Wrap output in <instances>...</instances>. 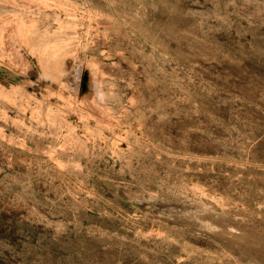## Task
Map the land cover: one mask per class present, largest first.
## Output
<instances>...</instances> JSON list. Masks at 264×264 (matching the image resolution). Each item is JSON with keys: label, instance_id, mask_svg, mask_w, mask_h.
Masks as SVG:
<instances>
[{"label": "rangeland", "instance_id": "obj_1", "mask_svg": "<svg viewBox=\"0 0 264 264\" xmlns=\"http://www.w3.org/2000/svg\"><path fill=\"white\" fill-rule=\"evenodd\" d=\"M0 264H264V0H0Z\"/></svg>", "mask_w": 264, "mask_h": 264}, {"label": "bare ground", "instance_id": "obj_2", "mask_svg": "<svg viewBox=\"0 0 264 264\" xmlns=\"http://www.w3.org/2000/svg\"><path fill=\"white\" fill-rule=\"evenodd\" d=\"M256 64H258V63H256ZM255 65V64H254ZM257 69V68H256ZM216 84H217V82H216ZM105 94V93H104ZM111 96H112V94H111ZM221 96V95H220ZM247 99V98H246ZM248 100V99H247ZM230 101V100H229ZM233 103V102H232ZM246 104V103H245ZM215 111V110H214ZM256 111V110H255ZM224 112H225V110H224ZM228 112V111H227ZM229 114V113H228ZM225 115V114H224ZM230 115V114H229ZM256 116V115H255ZM229 121V120H228ZM236 122V121H235ZM230 124V123H229ZM238 125V124H237ZM241 127V126H240ZM239 127V128H240ZM243 128V127H242ZM255 131V130H254ZM229 132V131H228ZM259 132V131H258ZM223 135V134H222ZM246 141V140H245ZM245 143V142H244ZM194 146V145H193ZM127 151V150H126ZM213 152H216V151H213ZM221 153V152H220ZM147 154V153H146ZM128 157V156H127ZM217 157V156H216ZM114 161V160H113ZM126 162H128V161H126ZM190 163V162H189ZM138 164V163H137ZM212 169V168H211ZM253 177V176H252ZM187 193V192H186ZM203 195V194H202ZM220 199V198H219ZM226 200V199H225ZM161 201V200H160ZM217 205L219 206V204L217 203ZM233 207V206H232ZM222 211H223V209H222ZM208 212V211H207ZM224 213V212H223ZM244 220V219H243ZM240 224V223H239ZM226 225V224H225ZM228 226V225H227ZM251 226V225H250ZM241 227V226H240ZM259 229V228H258ZM231 230V229H230ZM262 230V229H261ZM185 231V230H184ZM194 231V230H193ZM232 231V230H231ZM141 232V231H140ZM250 233V232H249ZM137 234H138V232H137ZM146 234V233H145ZM160 234V233H159ZM252 234V233H251ZM261 234V233H260ZM259 234V235H260ZM148 235V234H147ZM252 236V235H251ZM138 237V236H137ZM257 238V237H256ZM247 243V242H246ZM253 243V242H252ZM262 245V244H261ZM230 246V245H229ZM249 249V248H248ZM253 250V249H252ZM257 250V249H256ZM262 250V249H261ZM255 251V250H254ZM238 253V252H237ZM203 254V253H202ZM242 254V253H241ZM240 254V255H241ZM248 256V255H247ZM248 260V259H247Z\"/></svg>", "mask_w": 264, "mask_h": 264}]
</instances>
